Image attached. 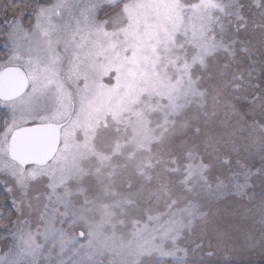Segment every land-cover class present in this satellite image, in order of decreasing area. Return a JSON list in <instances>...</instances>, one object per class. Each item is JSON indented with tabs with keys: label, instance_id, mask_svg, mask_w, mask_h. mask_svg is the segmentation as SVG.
Masks as SVG:
<instances>
[{
	"label": "snow or ice",
	"instance_id": "snow-or-ice-1",
	"mask_svg": "<svg viewBox=\"0 0 264 264\" xmlns=\"http://www.w3.org/2000/svg\"><path fill=\"white\" fill-rule=\"evenodd\" d=\"M26 7L0 27V185L17 215L0 264L264 253V0Z\"/></svg>",
	"mask_w": 264,
	"mask_h": 264
},
{
	"label": "rangeland",
	"instance_id": "rangeland-1",
	"mask_svg": "<svg viewBox=\"0 0 264 264\" xmlns=\"http://www.w3.org/2000/svg\"><path fill=\"white\" fill-rule=\"evenodd\" d=\"M36 2L37 0L35 1V3ZM258 14H259V10L256 9L255 7H253L251 13H248L249 16L257 20L259 19ZM19 16L20 14L9 15L5 17L1 22L2 26L5 23L10 22L13 17L19 18ZM25 25H27V21H25ZM3 45H4L3 37H0V63H2L7 58V50L4 48ZM6 193L8 200L10 201V203H12L13 200L12 195L8 192ZM12 205L14 208V217L12 219V222L10 224H6L7 226H2V228H0V249H1L0 251L4 250L11 243L12 240L11 235L8 234V230L14 227L13 222L17 219L15 205L13 203ZM232 259H233V264H264V253H262L258 248L255 250H243L234 254Z\"/></svg>",
	"mask_w": 264,
	"mask_h": 264
},
{
	"label": "trees",
	"instance_id": "trees-1",
	"mask_svg": "<svg viewBox=\"0 0 264 264\" xmlns=\"http://www.w3.org/2000/svg\"><path fill=\"white\" fill-rule=\"evenodd\" d=\"M36 0H0V27H3L1 22L6 17L5 9H7V16L20 14V12L27 11L28 4H34ZM17 6L20 12L17 11ZM14 217V208L12 203L8 200L7 193L0 185V228L10 224ZM1 250V249H0Z\"/></svg>",
	"mask_w": 264,
	"mask_h": 264
}]
</instances>
